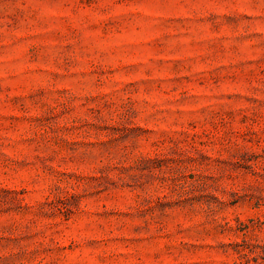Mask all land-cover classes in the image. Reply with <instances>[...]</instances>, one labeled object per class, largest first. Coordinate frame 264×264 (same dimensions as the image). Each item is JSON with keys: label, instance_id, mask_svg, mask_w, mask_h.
<instances>
[{"label": "rangeland", "instance_id": "obj_1", "mask_svg": "<svg viewBox=\"0 0 264 264\" xmlns=\"http://www.w3.org/2000/svg\"><path fill=\"white\" fill-rule=\"evenodd\" d=\"M0 264H264V0H0Z\"/></svg>", "mask_w": 264, "mask_h": 264}]
</instances>
